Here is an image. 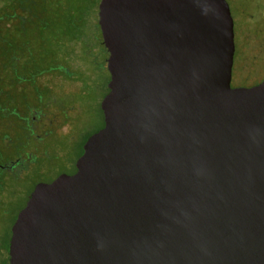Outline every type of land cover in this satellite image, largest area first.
<instances>
[{
    "label": "water",
    "instance_id": "obj_1",
    "mask_svg": "<svg viewBox=\"0 0 264 264\" xmlns=\"http://www.w3.org/2000/svg\"><path fill=\"white\" fill-rule=\"evenodd\" d=\"M104 125L35 186L7 264H264V79L228 0H101Z\"/></svg>",
    "mask_w": 264,
    "mask_h": 264
},
{
    "label": "flooded vegetation",
    "instance_id": "obj_2",
    "mask_svg": "<svg viewBox=\"0 0 264 264\" xmlns=\"http://www.w3.org/2000/svg\"><path fill=\"white\" fill-rule=\"evenodd\" d=\"M100 1L0 0L1 146L19 147L16 141L31 139L38 142L39 149L44 137L51 132L56 139L62 140L54 141V145L73 138L71 132V125L75 122L73 116L60 123L56 129H49L48 125L53 123L56 114L46 116L42 100L49 95L52 109H55L58 96L64 94L63 90L66 91L65 84H58L57 81L74 82L77 88L67 89V92L76 96L85 82L90 84L101 81L103 74L107 76L109 73L110 76L107 67L108 49L99 24ZM244 48L247 50L244 57L247 56L246 61L249 62L255 52L247 46ZM236 53L235 37L231 83H245V86H249L264 79L263 55L259 54L254 58L255 62L253 61L251 69L245 75L247 64L243 60L240 62L241 66L237 67L239 57L236 64ZM46 76H49L50 84L40 82ZM104 86L106 94L109 87L106 86V82ZM103 97L100 100V111L104 118L101 107ZM74 101L75 105H79L77 100ZM93 132L82 141L81 151L70 171L62 170L50 180L36 181L31 192L42 182H50L63 173H74L77 170V159L84 152V144ZM56 154L58 156L62 151ZM34 156L33 151H28L27 154L19 152L13 158L0 160V168L7 171L19 169L20 172H17L19 176L29 169L27 159ZM4 188L2 187V191Z\"/></svg>",
    "mask_w": 264,
    "mask_h": 264
},
{
    "label": "rangeland",
    "instance_id": "obj_3",
    "mask_svg": "<svg viewBox=\"0 0 264 264\" xmlns=\"http://www.w3.org/2000/svg\"><path fill=\"white\" fill-rule=\"evenodd\" d=\"M228 2L234 18H236V14L238 13L245 14L246 0H228ZM248 6L251 7L250 10H247L249 14L244 15L243 18L240 16L239 24L246 22L245 26L252 28L255 22L257 23V19L264 15V0H254L252 2L250 0ZM253 7L257 9L254 10ZM237 25L238 22L236 23V27ZM257 36V40H248L247 42V48L251 49L255 54L252 55L250 62L247 63L245 75L251 69L253 61L255 62L254 58L264 50V36L259 34ZM259 38H261V43ZM236 43L238 45L237 41ZM237 59L239 60L238 67L241 64L240 62L244 60V56L239 51V45L236 53V64ZM108 80L109 73L107 76L103 74V80L101 81H94L90 84L85 82L76 96L67 92V89L74 90L77 88L74 82L57 81L58 84H65L66 91L63 90L62 93L64 94L58 96L59 100L58 104L54 107L55 109H52L53 106L50 103L49 95L45 96V99L42 100V103L45 105L46 116L56 114V118H53L55 119L53 123L48 125L49 129H56L60 123L73 116L72 118H74L75 122L71 125L73 138L70 141L66 139L54 145V141L62 140L56 139L53 136V132H51L48 136L44 137V141L39 149L37 147L38 142L31 139L20 140V142L16 141L19 143V147L0 145L1 161L13 158L19 152L27 154L28 151H33L35 154L33 158L27 159L29 169L19 176L17 175V172H20L19 169L7 171V169L0 168V183H2L0 186V241L5 240V237L9 236L10 228L19 210L24 206L33 184L40 180H50L62 170L70 171L81 151L82 141L88 134L102 126L104 118L100 111V100L105 94L106 87L104 84L106 82L107 86ZM49 81V76H46L40 82L42 84H50L51 82ZM232 86H245V83L236 84L233 82ZM74 100H77L79 105H75ZM61 151L62 154L57 156L56 152ZM2 187H5L3 191ZM2 258V254H0V264H3L5 261Z\"/></svg>",
    "mask_w": 264,
    "mask_h": 264
},
{
    "label": "trees",
    "instance_id": "obj_4",
    "mask_svg": "<svg viewBox=\"0 0 264 264\" xmlns=\"http://www.w3.org/2000/svg\"><path fill=\"white\" fill-rule=\"evenodd\" d=\"M249 1L250 0H246V7H245L246 10H245V14H244L245 16L247 14H249L247 10L251 9V7L248 6ZM252 1H254V0H251V2ZM253 9L255 10L257 8L253 7ZM244 15L238 13V14H236V18H234V16H233L234 22H235V37H236V41L238 42V45H239V51H241V54L243 56L245 55V52L247 51L246 48H244V46H247L248 40H250V41L257 40V38H256V37H258L257 34L264 36V15H263V17H260L259 19H257L258 20L257 23L255 22V25H253L252 28H247L245 26L246 22L243 24H239L240 16H242V18H243ZM237 17H239V18L237 19ZM237 22H238V25L236 27ZM240 25H241V29H240ZM256 27H257V29H256ZM236 29H237V31H236ZM259 41L261 43V38H259ZM238 45H237V49H238ZM263 48H264V46H263ZM260 55H264L263 50H262V53H260ZM246 57H244V61L247 64L248 62L246 61L247 60ZM262 60H264V57ZM263 70H264V65H263ZM109 78H110V76H109ZM107 90H109V89L107 88ZM10 234H11V228H10L9 236L5 237V240L0 241V254H2V257H3L2 259L5 260L3 264H7L8 259H9V237H10Z\"/></svg>",
    "mask_w": 264,
    "mask_h": 264
}]
</instances>
